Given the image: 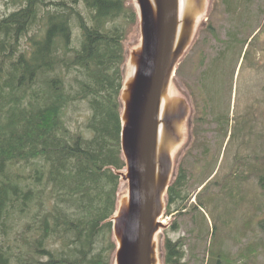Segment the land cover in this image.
<instances>
[{
  "label": "trees",
  "instance_id": "16d2710c",
  "mask_svg": "<svg viewBox=\"0 0 264 264\" xmlns=\"http://www.w3.org/2000/svg\"><path fill=\"white\" fill-rule=\"evenodd\" d=\"M19 1L0 17V264H110L107 218L114 170L124 165L121 20L131 26L135 13L126 0ZM80 104L89 114L72 131L68 108ZM223 116L214 119L227 122ZM243 130L231 128L232 135ZM254 157L247 174L264 190V164ZM177 183L169 202L184 198ZM182 242L164 240V264L183 263Z\"/></svg>",
  "mask_w": 264,
  "mask_h": 264
},
{
  "label": "rangeland",
  "instance_id": "374dc122",
  "mask_svg": "<svg viewBox=\"0 0 264 264\" xmlns=\"http://www.w3.org/2000/svg\"><path fill=\"white\" fill-rule=\"evenodd\" d=\"M21 4L19 0H0V17ZM207 17V24L205 20L201 22L174 77L186 91L195 93L199 113L196 117L208 118L194 124L199 131L196 146L187 147L189 153L181 161L177 183L182 185L179 194L188 198L189 206L194 196L197 204L205 196L198 215L204 216L206 222L200 231L196 229L193 236L183 240L182 264H264V190L256 178L247 174L252 165L247 164L255 159L252 155L259 154L258 166L262 168L264 164V0H209ZM121 21L126 48L139 38V31L137 22L130 26L124 19ZM258 104L260 124L254 121ZM67 114L68 126L74 131L82 128L81 122L89 113L80 104L75 109L69 107ZM220 115L227 117V122L219 119L216 124L211 120ZM239 125L244 129L242 133L232 135L231 128ZM219 126L230 133L222 134ZM248 127L252 133L246 131ZM239 164L243 166L237 167ZM176 168L173 175L178 172ZM121 169L124 168L117 170ZM234 175L239 178L237 184ZM201 182L206 185L199 192ZM126 186L118 177L116 193H125ZM184 198H172L170 209L181 205ZM182 217L188 226L187 213ZM176 229L162 230L159 236L162 239L166 234L175 240ZM182 233L181 238L187 235V231ZM9 237L16 241L13 234ZM159 249L161 255V245ZM112 255L113 251L111 260Z\"/></svg>",
  "mask_w": 264,
  "mask_h": 264
},
{
  "label": "water",
  "instance_id": "95a60500",
  "mask_svg": "<svg viewBox=\"0 0 264 264\" xmlns=\"http://www.w3.org/2000/svg\"><path fill=\"white\" fill-rule=\"evenodd\" d=\"M139 38L127 44L118 93L120 152L116 170L126 192L116 195L108 218L115 243L110 264H162L159 218L166 189L180 155L191 141L193 108L174 78L188 51L209 0H129ZM177 158V159H176Z\"/></svg>",
  "mask_w": 264,
  "mask_h": 264
},
{
  "label": "flooded vegetation",
  "instance_id": "af4514ba",
  "mask_svg": "<svg viewBox=\"0 0 264 264\" xmlns=\"http://www.w3.org/2000/svg\"><path fill=\"white\" fill-rule=\"evenodd\" d=\"M191 102L193 104V110H194L193 111V114H195V116L199 115V113H197V107H196L197 106V100H196L195 93L193 95H191ZM260 104H261V102H260ZM260 104H258V108L254 112V121H256V123H258V124H260V119H261V107H260ZM211 120H214V122H216V124H217V121L214 118H211ZM196 121H198V120H195V121L193 120L191 122V125L193 124V126L195 127ZM193 126H192V128H193ZM219 130L224 135H226V132H227V134L230 133V132H228V130H225L223 132V127L222 126H219ZM198 132L199 131H196V134L195 135H194V132H193V134H191V139H194L195 140L197 138V135L199 134ZM196 142H197V140H196ZM195 143H194V145H192V148L191 149H193L196 146ZM204 147H205V150H206V141H205V146ZM185 150H187V153L186 154H183L182 153L180 155V159L181 160H183L185 158V156L189 153V149L188 148H186ZM254 155H252V156H254ZM254 162H255V159L253 160V163ZM240 166H243V164H239L237 167H240ZM232 178H234V180H236L237 182L239 180V178H237V175L232 176ZM192 179H194V178H192ZM241 179H242V177H241ZM178 181H179V179H178ZM202 196H204V195H202ZM203 198H201L200 201H198V204H197L195 202L196 198L194 196V200H193L194 202L192 203L193 204L192 206H189L186 203V201H187L188 198H184V200L181 201L182 204L181 205L177 204L175 206V209L174 210L170 209V204H169L170 202H169L168 203V207H166L165 210H164V218H165V220H167V219H170V217H171L172 220H170V224L166 227L167 229L165 231H167L168 229H176L177 228L176 229L177 230V233H176L177 235H176L175 239H183V240H187L188 237H190L191 235L193 236V234L195 233L196 229H197V232L200 231L202 229L203 222H206V219H205L204 216L202 217V216H199L198 215V212H201V210H202L201 205L204 203L203 202ZM185 205H187V206H185ZM188 207H189V209H188ZM185 213H187V216L189 218L187 220L188 226H185V220L182 217L183 214H185ZM181 217H182V219L179 220V218H181ZM182 231H187V235L184 236L183 238H181L182 235H183ZM164 239H171V238H169L165 234L164 235Z\"/></svg>",
  "mask_w": 264,
  "mask_h": 264
},
{
  "label": "bare ground",
  "instance_id": "6f19581e",
  "mask_svg": "<svg viewBox=\"0 0 264 264\" xmlns=\"http://www.w3.org/2000/svg\"><path fill=\"white\" fill-rule=\"evenodd\" d=\"M68 7V6H67ZM55 13V12H54ZM101 30H102V28H101ZM69 34V33H68ZM58 38V37H57ZM62 40V39H61ZM54 42H56V41H54ZM58 42H59V40H58ZM57 43V42H56ZM54 44V43H53ZM52 47V46H51ZM55 47H56V45H55ZM95 47V46H94ZM53 49V48H52ZM100 57V56H99ZM101 72V71H100Z\"/></svg>",
  "mask_w": 264,
  "mask_h": 264
}]
</instances>
